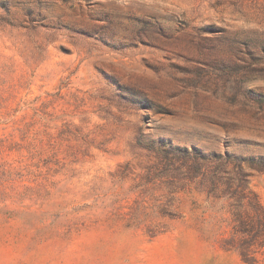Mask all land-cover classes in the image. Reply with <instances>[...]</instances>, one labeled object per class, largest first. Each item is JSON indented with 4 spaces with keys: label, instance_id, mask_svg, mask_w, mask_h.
I'll use <instances>...</instances> for the list:
<instances>
[{
    "label": "rangeland",
    "instance_id": "rangeland-1",
    "mask_svg": "<svg viewBox=\"0 0 264 264\" xmlns=\"http://www.w3.org/2000/svg\"><path fill=\"white\" fill-rule=\"evenodd\" d=\"M179 149L264 208V0H0V264H246Z\"/></svg>",
    "mask_w": 264,
    "mask_h": 264
},
{
    "label": "trees",
    "instance_id": "trees-1",
    "mask_svg": "<svg viewBox=\"0 0 264 264\" xmlns=\"http://www.w3.org/2000/svg\"><path fill=\"white\" fill-rule=\"evenodd\" d=\"M158 146L161 147V145ZM172 149L174 148L170 145L165 149L161 148L163 153L167 155L165 157L167 165H171V167L177 162V158H175L177 152ZM178 151L182 153L181 158L178 159L183 161L180 167H185L182 175L186 179V183H195L198 189L206 194L207 198L212 195L227 200L232 199L230 205L232 206L235 224L233 225V235L227 240L231 243L229 249L237 250L244 263L255 264L257 261L256 254L264 247V208L256 195L247 190V186H243L242 189L228 188L219 194L216 181L218 179L216 171L218 167H215L216 170H209L203 165V161H208L210 158L199 152H189L185 149Z\"/></svg>",
    "mask_w": 264,
    "mask_h": 264
}]
</instances>
